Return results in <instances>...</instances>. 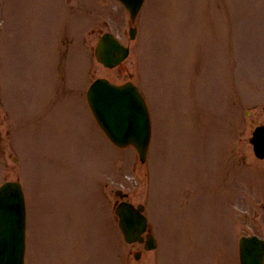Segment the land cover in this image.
I'll list each match as a JSON object with an SVG mask.
<instances>
[{"label":"rangeland","instance_id":"374dc122","mask_svg":"<svg viewBox=\"0 0 264 264\" xmlns=\"http://www.w3.org/2000/svg\"><path fill=\"white\" fill-rule=\"evenodd\" d=\"M135 26L130 40L115 0H0V184L24 186L26 264H238L239 237L264 238V160L249 143L264 124V0H146ZM103 32L131 49L112 70L94 57ZM97 77L147 98L145 165L98 129ZM116 189L146 205L158 240L139 260Z\"/></svg>","mask_w":264,"mask_h":264},{"label":"water","instance_id":"95a60500","mask_svg":"<svg viewBox=\"0 0 264 264\" xmlns=\"http://www.w3.org/2000/svg\"><path fill=\"white\" fill-rule=\"evenodd\" d=\"M127 8L130 18L135 15L143 0H119ZM135 30H131L133 38ZM128 54L110 34L99 40L95 56L104 66L113 67ZM92 113L109 139L120 147L133 145L143 162L146 158L151 135L150 118L146 104L138 89L131 83L116 86L105 79H97L87 92ZM264 127L253 133L250 142L255 154L264 157ZM143 207L135 209L122 202L116 208L120 218V228L127 242L141 241V233L146 230V220L139 213ZM151 235L147 236L146 249L155 248ZM25 252V201L21 185L7 182L0 187V264H24ZM240 264H263L264 242L255 237H242L239 243Z\"/></svg>","mask_w":264,"mask_h":264}]
</instances>
